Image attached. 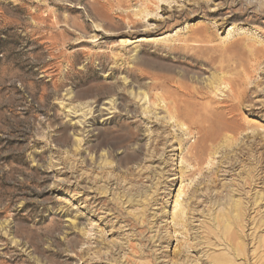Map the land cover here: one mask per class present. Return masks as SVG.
<instances>
[{
  "label": "rangeland",
  "instance_id": "rangeland-1",
  "mask_svg": "<svg viewBox=\"0 0 264 264\" xmlns=\"http://www.w3.org/2000/svg\"><path fill=\"white\" fill-rule=\"evenodd\" d=\"M263 177L264 0H0V264H216Z\"/></svg>",
  "mask_w": 264,
  "mask_h": 264
},
{
  "label": "bare ground",
  "instance_id": "bare-ground-1",
  "mask_svg": "<svg viewBox=\"0 0 264 264\" xmlns=\"http://www.w3.org/2000/svg\"><path fill=\"white\" fill-rule=\"evenodd\" d=\"M226 85H229V83H226ZM233 97L236 99L237 95H233ZM231 111L232 110L230 109L229 112H231ZM95 112L98 113V116H100L101 109H96L94 111V113ZM125 113L127 115L133 114L130 110L125 111ZM178 115L179 114L177 111L175 116L178 117ZM228 121H230V120H228ZM90 127L92 128L93 125H91ZM183 127L184 126L182 125V128ZM186 127H185V129H186ZM92 130H93V128L91 130H89L88 132L85 131V133L86 132L89 133ZM221 130H223V128L216 125L214 130H213L214 134L213 135H212V133L208 134L207 140L218 139L220 136ZM185 133H186V131H185ZM203 133H205V132H203ZM260 200H261L260 197H257V195H256L255 198L252 200L253 201L252 205L257 206L258 202H260ZM222 203L223 202H221V204ZM224 204H225V206H223V209L220 210L219 213H216V215L215 214L214 215L208 214L207 222L203 223L204 224L202 227L203 232H201L200 234H196L194 241H193L194 243H189L188 238H189V234H190L189 233L190 232V228H189L190 224H188V221H187L186 216H185V212L183 210H180L178 212V214L175 217L176 220L177 219L178 220L175 223L178 227L180 225L183 228H185V230H186V232H185L186 238L185 239H187V241L184 242L185 245H184L183 250H180L177 253V255H180L181 253H183V254L188 253V252H190V250L196 249L197 245L200 244L203 247L202 250L203 249L207 250V252H205L207 254V259L208 260L214 259L216 261V264H236L238 258L240 260H243L244 262H247V260H253L254 264H264V234L261 233V232H263L262 228L264 227V218H263L262 213H260V212L257 213V216H258L257 219L252 218L251 221H246V217H247L246 211L247 210H246V208H243L241 201H232V202L228 201ZM221 208H222V205H221ZM259 208H260V206H259ZM204 216H206V215H204ZM249 225L253 226L251 228L252 232L250 235L245 233V229ZM132 228H135V226H131V229ZM140 234H141V232H140ZM183 234H184V232H183ZM196 238L199 239L198 242H196V240H195ZM160 240H164V238H161ZM252 243H253L252 252H251V254H248L249 253V252L247 253V249L249 247L248 245L252 244ZM220 247H222V248L220 249ZM128 248H129V252L126 256V263L127 264H137V263L132 261V259H134V258H130L131 256H133V257H136V256L148 257L147 253L145 254V252H142L135 244H132L131 242L128 243ZM152 264H153V261H152ZM200 264H201V262H200Z\"/></svg>",
  "mask_w": 264,
  "mask_h": 264
}]
</instances>
